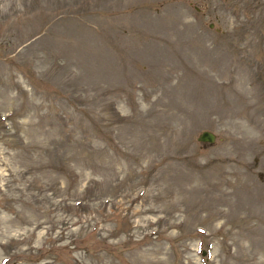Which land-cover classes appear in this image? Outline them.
<instances>
[{
  "label": "rangeland",
  "instance_id": "rangeland-1",
  "mask_svg": "<svg viewBox=\"0 0 264 264\" xmlns=\"http://www.w3.org/2000/svg\"><path fill=\"white\" fill-rule=\"evenodd\" d=\"M0 264H264V0H0Z\"/></svg>",
  "mask_w": 264,
  "mask_h": 264
},
{
  "label": "water",
  "instance_id": "water-1",
  "mask_svg": "<svg viewBox=\"0 0 264 264\" xmlns=\"http://www.w3.org/2000/svg\"><path fill=\"white\" fill-rule=\"evenodd\" d=\"M215 137H216V134L213 131L204 129L199 133L197 138L198 140H201V141L213 142L215 140ZM204 252L205 251L203 250V253Z\"/></svg>",
  "mask_w": 264,
  "mask_h": 264
}]
</instances>
